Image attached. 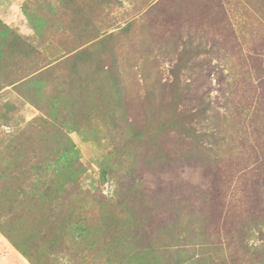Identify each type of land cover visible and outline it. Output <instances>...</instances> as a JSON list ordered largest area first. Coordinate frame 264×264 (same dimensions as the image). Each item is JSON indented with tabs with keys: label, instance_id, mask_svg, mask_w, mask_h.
Segmentation results:
<instances>
[{
	"label": "rangeland",
	"instance_id": "374dc122",
	"mask_svg": "<svg viewBox=\"0 0 264 264\" xmlns=\"http://www.w3.org/2000/svg\"><path fill=\"white\" fill-rule=\"evenodd\" d=\"M0 23L44 57L0 32V264H264V0H0ZM65 138L89 190L71 216L35 157Z\"/></svg>",
	"mask_w": 264,
	"mask_h": 264
},
{
	"label": "trees",
	"instance_id": "16d2710c",
	"mask_svg": "<svg viewBox=\"0 0 264 264\" xmlns=\"http://www.w3.org/2000/svg\"><path fill=\"white\" fill-rule=\"evenodd\" d=\"M0 32L6 35V40L3 42H5V48L9 49V54H7L9 58L18 57L21 59H28V63H35L39 59L41 60L44 58L42 53L33 44L27 40H23L17 33L1 23ZM55 71L56 65L47 67L44 65L40 68H36V70L20 78L22 81L19 82L17 90L21 88L22 92H17L20 93V95H27L29 101L33 103L42 102L44 99H47L43 98L47 96L45 94L46 87H49L48 89L51 91L57 81ZM49 96V99H51L53 94ZM38 122V131L41 132L44 137H47L50 133H63L62 124L56 121L55 118L50 117L48 113L45 114V117H41ZM68 140L65 138L61 146L51 145L50 147H43L35 157L40 162L39 169L43 177L40 182L42 195L44 197L55 196L59 198V200H61L58 206L60 214H62V211H69L68 215L71 216L80 209L72 200L77 197L86 196L89 190L74 178L82 167L81 163L77 160V150ZM189 158L196 159V156L191 154ZM168 161L176 162L177 158L171 155ZM56 174L58 177L57 180L49 178V175L56 176ZM101 223L103 226L109 228H121L127 223V220L122 215L121 211L119 214L113 211H107L105 215H103Z\"/></svg>",
	"mask_w": 264,
	"mask_h": 264
}]
</instances>
